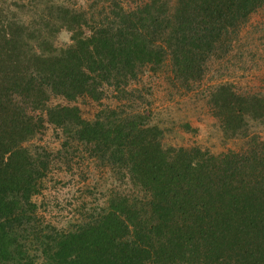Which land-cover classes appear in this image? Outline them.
<instances>
[{
    "label": "trees",
    "instance_id": "1",
    "mask_svg": "<svg viewBox=\"0 0 264 264\" xmlns=\"http://www.w3.org/2000/svg\"><path fill=\"white\" fill-rule=\"evenodd\" d=\"M52 2L28 1L43 5L34 26L0 6V264H264V141L252 130L264 118L260 99L228 86L210 94L223 137L245 141L220 154L164 148L141 116L106 111L86 122L77 107L48 106L52 97L98 100L104 86L121 91L166 62L184 86L199 81L264 0ZM62 29L71 44L58 48ZM44 123L124 171L143 195L110 197L87 222L45 237L39 263L21 239L36 231L32 197L51 159L23 144Z\"/></svg>",
    "mask_w": 264,
    "mask_h": 264
},
{
    "label": "rangeland",
    "instance_id": "2",
    "mask_svg": "<svg viewBox=\"0 0 264 264\" xmlns=\"http://www.w3.org/2000/svg\"><path fill=\"white\" fill-rule=\"evenodd\" d=\"M18 1L0 0V6H10L18 20L34 26L43 5L38 9L35 3L31 5L25 0L26 7L18 11L14 7ZM55 1L79 9L87 8L96 0ZM133 5L129 2L125 7ZM54 44L58 48L69 46L70 33L60 30L55 34ZM218 86L231 87L238 95L256 97L264 104V3L249 15L227 51L209 59L199 81L184 86L175 80L166 62L156 71L143 70L121 91L104 86L98 100L87 96L73 101L52 97L48 106L77 107L80 118L86 122L97 121L106 111L141 116L162 132L164 148L198 147L212 154L238 153L246 148L245 141L225 139L220 122L211 113V103L208 104L210 94ZM252 130L264 141V118L254 123ZM23 146L41 156L44 151L51 159L49 170L41 179L40 190L32 197L36 207V231L28 233L29 239H21L35 262L46 261L38 248L46 241L45 237L53 238L54 232H69L87 222L107 208L110 197L143 195L124 171L92 157L90 147L67 140L61 129L49 123H44Z\"/></svg>",
    "mask_w": 264,
    "mask_h": 264
}]
</instances>
